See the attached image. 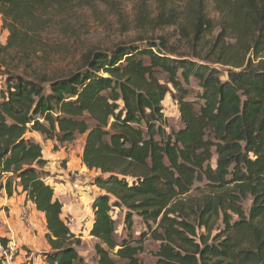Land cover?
I'll return each mask as SVG.
<instances>
[{
  "label": "trees",
  "instance_id": "obj_1",
  "mask_svg": "<svg viewBox=\"0 0 264 264\" xmlns=\"http://www.w3.org/2000/svg\"><path fill=\"white\" fill-rule=\"evenodd\" d=\"M67 1L0 0L10 45L38 30L49 6ZM238 9L255 19L257 50L264 0H243ZM202 22L198 15L194 39ZM193 58L174 54L161 37L137 38L95 49L77 68L48 80L5 75L0 198L23 193L44 214L49 249L41 254L48 264L92 263L77 251L78 239L67 236L62 203L47 181L48 159L31 132L59 145L84 135L81 162L99 188L87 227L96 240L93 264H145L140 254L148 238L157 244L156 264H264V64L233 66L221 79L209 57ZM191 79L198 86L194 99L187 98ZM167 95L178 106L177 129L166 127ZM125 159L142 164L147 174L117 168ZM170 164L206 179L211 195L189 211L176 208L171 182L157 174ZM114 210H123L118 236ZM134 219L142 224L137 237Z\"/></svg>",
  "mask_w": 264,
  "mask_h": 264
},
{
  "label": "rangeland",
  "instance_id": "obj_2",
  "mask_svg": "<svg viewBox=\"0 0 264 264\" xmlns=\"http://www.w3.org/2000/svg\"><path fill=\"white\" fill-rule=\"evenodd\" d=\"M241 1L243 0H70L49 6L41 14L43 24L40 28L27 32L15 46L10 45V32L2 27L0 16V47H5L0 49V88L7 73L48 80L77 68L82 64L84 56L95 49H109L117 43L137 38L158 37L165 39L169 49L176 55L195 60H198L193 58L196 56L209 57L210 66L218 71L221 79H225L226 70L233 66L264 64V38H261L257 50L254 49L255 19L252 15L247 16L245 9L236 10ZM198 15H201L203 22L198 38L194 39ZM246 25H249L248 29ZM217 59H223L224 62H214ZM160 78L164 80L163 75ZM188 86L190 94L187 98L194 99L198 91L196 80L191 79ZM162 104L167 129L179 128L181 123L176 101L167 95ZM78 138L79 136L76 139ZM41 140L44 142L42 138L40 142ZM79 142H72L70 147L69 144L61 145L65 147L64 153H73L71 158L74 168L70 166L72 170L80 168L77 162ZM47 143L49 147L42 143L44 152H49L46 167L50 171V177L47 181L55 189V185L61 182L60 178L65 176L62 171L67 169V160L64 159L63 162V154L53 155L61 147L55 143ZM117 168L124 169L128 175L147 174L142 164L128 159L118 162ZM157 174L171 182L174 191L171 203L176 208L189 211L211 195L206 179L189 175L175 164L164 167ZM93 176L94 172L88 171L77 190L66 188L65 185L62 199V203L66 204V217L71 216L79 221L84 218L83 225L81 223L74 231L76 237L73 239L79 241L76 249L80 255L92 264L96 258L93 249L96 240L88 235L87 227L92 216L91 203L99 192V188L92 184ZM58 185L62 186V183ZM61 186L59 189H63ZM241 205L246 213L251 205L250 197L243 200ZM112 217L115 219L118 236L123 226V210H114ZM141 228L142 224L134 219L132 233L135 237ZM31 234V231L28 235L25 234L26 239L32 241ZM30 240H16V250L21 255L27 256L31 251L41 250L33 248L34 244H30ZM36 243L34 246L37 248L38 241ZM156 246V242L150 238L145 240L144 251L140 254L145 264H156L153 255Z\"/></svg>",
  "mask_w": 264,
  "mask_h": 264
},
{
  "label": "crops",
  "instance_id": "obj_3",
  "mask_svg": "<svg viewBox=\"0 0 264 264\" xmlns=\"http://www.w3.org/2000/svg\"><path fill=\"white\" fill-rule=\"evenodd\" d=\"M29 136L33 137L37 142L40 143V145L42 146V143L46 146L49 147L48 143L53 144V141L50 140H43L44 142H40V139L42 138V136L37 133V132H31L28 133ZM81 143H80V142ZM83 141H84V135H80L78 139L72 141L74 143L79 142L80 143V148L78 151V163L80 168H86V166L81 162V153H82V147H83ZM65 143V144H69V147L71 146V143ZM58 147H61L59 150H56L54 152L53 155H58V154H63V157L61 158L64 162V159L67 160L66 165H67V169H65L64 172L65 176L60 178L61 182L57 183L56 185L62 183L61 188L63 187V189H59L60 186H56L55 185V189H54V195L55 197L62 203V199H63V195H64V186L66 185V188H71L70 187V180L69 177H67V172H69L70 166H72V168H74V163H73V159L71 158L73 153L71 154L69 153H64L63 149L65 147H62L61 145L57 144ZM43 149V148H42ZM43 153L44 156L48 159V154L49 152H44L43 149ZM48 153V154H47ZM49 161V159H48ZM49 163V162H48ZM47 163V164H48ZM51 164V163H50ZM47 168V167H46ZM66 177V179H65ZM64 184H63V182ZM5 205L6 208H0V237L1 238H13L16 245L17 241H26V240H30V239H26V235L29 234V232L31 231L32 234L30 235L32 238V241L30 240V244H37L36 242L38 241V247L36 248L33 245V248L35 249H39L41 248V250L38 251H34L27 255V256H23L21 255L20 251L18 252L15 249L14 252V258L12 261V264H48L45 261V258L42 256V252L45 250L49 249V245L47 244L46 240H45V232H46V227H45V218H44V214L40 211H37L35 209L34 204L25 199V194L23 193H17L12 195L11 197H6L5 195H3V197L0 198V207ZM66 204L62 203V215L61 216H65L67 215L66 213ZM24 209H28L29 211V221L32 222V225H26L24 224L21 219H20V214ZM91 221H92V216L90 218V222H89V226H91ZM37 231V232H36ZM26 234V235H25ZM37 239V241H35ZM17 240V241H16ZM44 247V248H43ZM16 252L17 256H16ZM24 254H27V252L23 251ZM37 252H39L38 254H36Z\"/></svg>",
  "mask_w": 264,
  "mask_h": 264
},
{
  "label": "built area",
  "instance_id": "obj_4",
  "mask_svg": "<svg viewBox=\"0 0 264 264\" xmlns=\"http://www.w3.org/2000/svg\"><path fill=\"white\" fill-rule=\"evenodd\" d=\"M89 170L87 168H79V169H71L69 172H67V177H69L70 180V187L73 190H77L80 188V186L83 183V179L85 174ZM29 211L28 209H24L20 214L21 221L26 225H32V222L29 221ZM84 218L82 220L75 219L71 216L66 217V227L68 229L67 236L69 238L76 237V234L74 233L75 230L79 228V225L83 222ZM83 225V223L81 224ZM17 245L13 238H8L6 243H3L0 240V257L3 258L5 264H12L13 258H14V252Z\"/></svg>",
  "mask_w": 264,
  "mask_h": 264
}]
</instances>
